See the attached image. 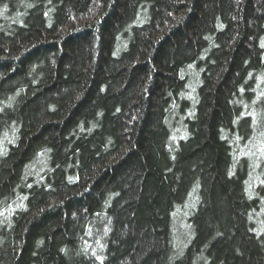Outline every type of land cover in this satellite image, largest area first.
Here are the masks:
<instances>
[{"label": "trees", "instance_id": "obj_1", "mask_svg": "<svg viewBox=\"0 0 264 264\" xmlns=\"http://www.w3.org/2000/svg\"><path fill=\"white\" fill-rule=\"evenodd\" d=\"M0 264H264V0H0Z\"/></svg>", "mask_w": 264, "mask_h": 264}]
</instances>
